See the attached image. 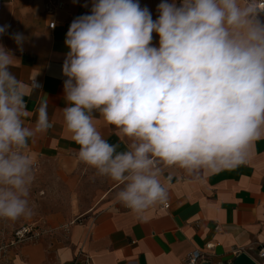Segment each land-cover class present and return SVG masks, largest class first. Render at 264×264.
Listing matches in <instances>:
<instances>
[{"label": "clouds", "instance_id": "9594fccd", "mask_svg": "<svg viewBox=\"0 0 264 264\" xmlns=\"http://www.w3.org/2000/svg\"><path fill=\"white\" fill-rule=\"evenodd\" d=\"M158 18L139 0H93L65 37L61 115L78 160L120 185L116 200L143 218L167 199L162 166L188 175L244 163L264 138V6L260 0H161ZM10 25H0V36ZM153 33L159 46L153 45ZM10 39L23 52L26 37ZM20 59L0 43V219L31 217L35 158L30 141L53 128L41 88L10 69ZM124 150L110 143L100 119ZM170 180V178H169Z\"/></svg>", "mask_w": 264, "mask_h": 264}, {"label": "crops", "instance_id": "0c3cea01", "mask_svg": "<svg viewBox=\"0 0 264 264\" xmlns=\"http://www.w3.org/2000/svg\"><path fill=\"white\" fill-rule=\"evenodd\" d=\"M60 1L64 8L47 14L43 0H0V25H10L9 35L0 36V43L21 61L19 68L10 70L25 82L38 73L41 85L38 93L26 98L33 112L26 124L34 125L40 100L47 101L54 124L30 141L35 165L54 171L72 192L77 186L90 188L79 191L83 197L76 212L79 222L67 227L68 244L55 254V264H72L79 253L92 264H183L192 251L203 250L206 244L213 245V264L232 262L235 251L256 261L258 251L264 250V138L255 141L246 161L232 169L191 176L178 167L162 166L160 180L167 199L143 218L116 200L120 185L78 160L79 146L65 134L61 115L66 106L62 65L69 51L64 41L73 19L90 14L93 0ZM160 2L139 0L153 20L158 18ZM12 32L26 37L23 52L10 39ZM153 45L159 46L156 33ZM97 126L110 143L125 149L127 138L120 141L102 118ZM165 203L168 208L162 209ZM29 225L38 227L36 223L21 226ZM34 251H30V264H50L36 258Z\"/></svg>", "mask_w": 264, "mask_h": 264}, {"label": "rangeland", "instance_id": "374dc122", "mask_svg": "<svg viewBox=\"0 0 264 264\" xmlns=\"http://www.w3.org/2000/svg\"><path fill=\"white\" fill-rule=\"evenodd\" d=\"M34 173L29 196L32 216L16 221L0 219V264H30L33 249L36 258L55 264V254L68 244L67 227L79 222L76 212L80 210V198H83L79 191L90 188L77 186L72 192L59 175L39 165L34 166ZM24 223L38 224L37 238L12 244L13 232Z\"/></svg>", "mask_w": 264, "mask_h": 264}, {"label": "built area", "instance_id": "2783aa9c", "mask_svg": "<svg viewBox=\"0 0 264 264\" xmlns=\"http://www.w3.org/2000/svg\"><path fill=\"white\" fill-rule=\"evenodd\" d=\"M44 3V10L47 14H54V12L59 11L64 8L63 2L60 0H43ZM260 3L262 6H264V0H260ZM54 22H51L49 24V28H53ZM127 208V207H126ZM168 204H163L162 209H167ZM38 236L37 228L35 226H21L17 228L12 235V244L16 243H22L26 241H32L36 239ZM213 245L212 244H206L204 246L203 250H194L191 252L189 256L184 260L183 264H203V263H209L213 264L212 257H213ZM237 256L239 254V251L234 252ZM255 264H264V250L260 249L258 251V258L256 261H254ZM230 263V262H228ZM72 264H92L89 257H86L82 255V253H79V255L75 258ZM219 264H227V263H219Z\"/></svg>", "mask_w": 264, "mask_h": 264}, {"label": "water", "instance_id": "95a60500", "mask_svg": "<svg viewBox=\"0 0 264 264\" xmlns=\"http://www.w3.org/2000/svg\"><path fill=\"white\" fill-rule=\"evenodd\" d=\"M209 264V263H203ZM227 264H255V262L245 253L238 254L230 263Z\"/></svg>", "mask_w": 264, "mask_h": 264}]
</instances>
